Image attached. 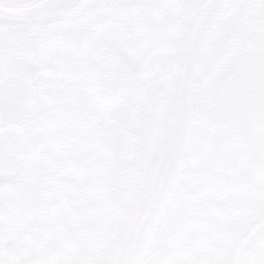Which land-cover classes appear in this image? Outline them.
Instances as JSON below:
<instances>
[{
	"label": "snow or ice",
	"instance_id": "6c2138e0",
	"mask_svg": "<svg viewBox=\"0 0 264 264\" xmlns=\"http://www.w3.org/2000/svg\"><path fill=\"white\" fill-rule=\"evenodd\" d=\"M195 6L38 0L28 17L0 18V102L14 71L29 75L22 131L0 135V264H264V108L250 145L236 119L216 141L194 104L171 133L162 110L146 162L114 172L121 63L145 90L165 82L182 52V15ZM121 10L137 14L128 49Z\"/></svg>",
	"mask_w": 264,
	"mask_h": 264
},
{
	"label": "flooded vegetation",
	"instance_id": "af4514ba",
	"mask_svg": "<svg viewBox=\"0 0 264 264\" xmlns=\"http://www.w3.org/2000/svg\"><path fill=\"white\" fill-rule=\"evenodd\" d=\"M0 2L9 6L24 7V6L32 5L38 2V0H0ZM247 2H248L247 0H227L224 3L226 6L220 7L210 27L205 50L197 71L193 103L208 117L211 126H214V128H216L218 122H221L223 124L226 121L225 117H228L230 119L231 117H236L239 119L241 118L243 120L244 118L242 117V114L244 111H242V107L240 103L243 102L244 100L249 101L248 100L249 96L253 97L252 91H250L249 87H242V83L248 80H250V82L253 83L255 79L253 75L247 74L246 67L248 64L246 62L245 56L241 55V57H234V52H229L230 46L232 45V41L230 38L234 37V35H232V31L234 28L238 32H242L243 34V36L241 37V43H242L241 52L244 53L245 50L243 48V45L249 42V39L246 37L248 31H244V28L242 27L243 22H245L249 16L248 5H246ZM241 4H244L245 6L243 9L240 6ZM203 5L197 3L196 6L194 7L195 10L194 12L188 9L182 15V18L187 16L189 17L186 18L185 20H182L181 23L183 36H184V43L180 58L178 60L179 67L180 64L182 65L184 59V51L189 40V34L192 32L191 30H193L192 28L194 27L197 21V18L201 12ZM143 15L151 18L153 22H160L162 20V14L153 9L143 10ZM238 15H240L239 18L240 21L236 25V23L232 22V20L234 16L236 17ZM116 19L123 32V37L121 41L122 46L125 49H128L130 48L131 43L134 39L137 14L131 10H121L117 12ZM75 27L77 29L80 27L79 21L76 22ZM19 35L20 38L26 39L36 35V33L25 32ZM262 41L263 44H261ZM255 46L256 48L261 46V49L264 50V36H263V40L262 39L261 41L259 40ZM246 47L248 46L246 45ZM125 61L128 64H130L134 70L133 65L127 60ZM211 73L219 75L220 80L225 79L230 88H232L235 85L234 87L238 90V92L235 93L230 90H226L225 87L227 85H224V83L221 82H217L218 85L214 87V89H211V91H207L204 86L210 85V82H206V78H208V76H210ZM13 74L23 75L26 79H28V83H29V75L22 68H18L11 75ZM134 88L135 86L129 89L128 92L133 91L134 93ZM13 89L14 87L10 86L8 88L7 96L4 102L3 101L0 102V135L7 136L9 138H15L22 131L21 113L23 111V108L20 110L18 109L24 106V102L21 103L24 96V86L22 88L21 87L18 88L17 86V88L15 87V90ZM168 95L169 94L167 93L161 110H160V103L162 101L163 95L161 97V101L159 102L157 110H155L154 107H149L150 94L148 93V98L144 106V109L142 111L138 141L131 154V158L135 157L139 161L146 162L148 148L151 139V132L153 127L156 125L157 121L159 120L162 110H166L168 113V117H169L168 130L170 132L171 125L175 115L177 97L172 98V95L170 96ZM124 98L125 96L115 101L112 109L111 120H110V129L115 144L114 172L116 175H120L124 171L128 163V161L124 157V148L126 144L128 120L132 111V101H131V107L125 108L126 111L124 110V107H122V109L120 108L118 112L116 109L118 104L124 101ZM229 98L230 101H234L235 103H237L236 105L237 109L236 110L233 109L232 111L233 113L225 116L223 115L224 114L223 106L225 102H227L225 100L229 101ZM261 99L262 100L264 99L263 95H261L258 98L259 101H261ZM251 102L254 105L260 104L252 100ZM261 103L262 104H260V107L262 109L264 108V102L261 101ZM9 104L16 107V109H14L15 110L14 113L9 110L8 108ZM123 110H124V115L122 113L119 114V112H122ZM5 111H7L8 113L7 115H4ZM258 116L259 114L257 115L254 114V119H256ZM245 138H247V136L241 137L240 139L244 141ZM248 140L245 142L246 145H248ZM216 141H218V139H216ZM32 250L33 252L37 251V244L35 240H33L32 242Z\"/></svg>",
	"mask_w": 264,
	"mask_h": 264
},
{
	"label": "water",
	"instance_id": "95a60500",
	"mask_svg": "<svg viewBox=\"0 0 264 264\" xmlns=\"http://www.w3.org/2000/svg\"><path fill=\"white\" fill-rule=\"evenodd\" d=\"M227 0H207L203 5L201 12L197 18V21L194 25V28L189 37L188 44L185 49V55L179 80L178 87V102L174 115V119L171 126V132H174L176 128L179 126L182 121L186 106L191 103L193 104V94H194V84L196 73L199 67L200 60L202 58L204 48L206 45V41L208 38L209 30L211 24L214 20V17L220 8H213L212 5L217 3H225ZM38 2L24 6V7H14L6 5L0 2V18L3 17H11V18H25L31 15L34 11V8L37 6ZM121 71L124 73V77L118 85L116 91L115 101L121 98L135 83V92L132 103V114L129 119V124L127 128V136H126V144L124 150V157L127 161L131 158V154L137 144L139 137V129L141 122V114L142 110L145 106L148 97L149 89L145 90L140 83L138 82L135 73L133 72L131 66L127 64L125 61L121 63ZM176 74V69L172 73L167 86L165 88V92L160 103V110L164 103V99L168 93L170 85L174 79ZM11 85L15 90V87L22 88L24 86V92L28 85V79H26L23 75H11L10 76ZM27 80V81H26ZM26 81V82H25ZM23 82V83H22ZM4 102V101H3ZM20 102V101H19ZM24 102L23 100L21 103ZM5 104V103H4ZM8 108L13 113L15 112L13 105L9 104ZM24 108L20 107L18 110ZM159 110V111H160ZM165 163L170 167L171 166V158L166 155Z\"/></svg>",
	"mask_w": 264,
	"mask_h": 264
},
{
	"label": "rangeland",
	"instance_id": "374dc122",
	"mask_svg": "<svg viewBox=\"0 0 264 264\" xmlns=\"http://www.w3.org/2000/svg\"><path fill=\"white\" fill-rule=\"evenodd\" d=\"M206 0H196V4L200 3L201 5H203V3ZM247 4L248 5V11H249V16L248 19L243 22V28L244 31H248V34H246V37L249 39L248 43H245L243 45L244 48V53L241 52L242 49V43H241V37L243 36L242 32H238L235 28L232 31V35H234L233 38H230L232 41V45L230 46V50L229 52H234V57H241V55H244L246 58V62H247V67H246V71L247 74L249 75H253L255 77L253 83L250 82V80L242 83V87H249L250 91H252V96L248 97L249 101L244 100L243 102H241V107H242V117L245 119H239L236 117H225V122L222 124L221 122H218L216 125V128H214V126H212V132H213V139H220L222 137V133L231 125L233 119H236L238 121V128H239V135L240 138L241 137H245L247 136V138H245V140L242 142L245 143L248 139V145H250L252 143V141L255 138L256 135V125L257 124V120L258 117L256 119H254V114H259L261 107L260 104L261 101L264 102V99L261 101L258 100V98L263 95L264 96V50L261 49L260 47L256 48V43L261 39L263 40V36H264V0H247ZM241 8L243 9L245 6L244 4L240 5ZM189 10H191L192 12H194V7L190 8ZM242 12V10H241ZM241 15V14H240ZM240 15L238 16H234L232 22H235L236 25L237 23L240 21ZM187 17H183L182 20H185ZM243 17V16H242ZM182 27V25H181ZM193 29V28H192ZM192 31V30H191ZM191 34V33H190ZM189 34V36H190ZM261 38V39H259ZM261 44H263V41L261 42ZM246 45L248 47H246ZM179 63L176 64V66L174 68H172L170 70V73L168 75V78L165 82H161L159 80L154 81L152 83V85L150 86L149 89V94H150V105L149 107H154L155 110H157V107L159 105V102L161 101V97L163 95L164 89L166 87L167 81L170 77V75L172 74V72L177 68V75L170 87V90L168 92V96L172 95V98L177 97V92H178V80H179V76H180V71H181V64L180 67L178 65ZM135 70V69H134ZM209 78V79H208ZM208 78H206V82H210V85H205V89L207 91H211V89H214V87H216L218 85L217 82H221L224 83V85H227L225 87L226 90H230L232 92L237 93L238 90L234 87L230 88L229 85L227 84L225 79L220 80L219 79V75L211 73L210 76H208ZM216 91V90H215ZM133 99V91L132 92H128L125 95L124 101L121 102L120 104H118L117 106V112L120 110V108L122 109V107L125 108H130L131 107V101ZM252 101H256L257 103H260L258 105H254ZM227 102H225L224 106H223V115L227 116L228 114L233 113V109L236 110V105L237 103H235L234 101H229L225 100ZM127 103V104H126ZM243 105V106H242ZM124 110L122 113L124 115ZM126 111V110H125ZM259 111V112H257ZM237 112V111H235ZM247 119V120H246ZM247 121V122H246ZM255 125V126H252ZM252 135H251V134ZM123 165V164H122Z\"/></svg>",
	"mask_w": 264,
	"mask_h": 264
}]
</instances>
